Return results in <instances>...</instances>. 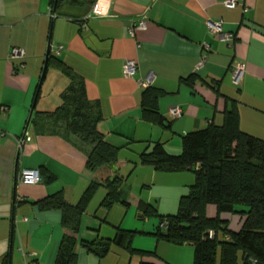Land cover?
<instances>
[{
  "label": "crops",
  "instance_id": "obj_1",
  "mask_svg": "<svg viewBox=\"0 0 264 264\" xmlns=\"http://www.w3.org/2000/svg\"><path fill=\"white\" fill-rule=\"evenodd\" d=\"M7 1L11 0H0V263L10 255L13 264H56L63 236L62 213L41 209L38 202L59 191L68 203L79 202L91 180L85 174L86 150L74 138L68 141L53 129H39L33 123L34 104L37 111L55 110L69 80L51 67L54 76L47 95L42 98L41 91L34 101L48 49L42 52L37 44L33 50L15 36V29L34 14L17 19ZM48 10L42 14L53 25L48 46H64L59 58L84 78L88 98L100 103L104 120L99 129L106 141L120 148L130 144L120 152L121 157L131 151V157L122 158L130 163L116 170L124 179V196L138 198L160 215H173L177 210L173 206L188 193L195 175L158 172L140 165L139 155L154 142L162 143L172 155L181 154L182 136L210 124L222 125L226 111L234 105L242 131L264 140V0H238L232 9L224 0H96L92 6L65 4L58 9L50 4ZM143 20L146 28L139 29ZM208 20H222L224 32L234 39L224 42L211 34ZM13 48L24 50L25 59L11 62ZM127 60L138 64L133 79L123 73ZM236 61L245 70L239 85L232 78ZM20 63L23 68L16 73ZM150 75L152 86L165 92L159 112L169 128L143 120L140 102L145 88L139 82ZM192 75L200 77L194 86L181 82ZM176 106L183 111L179 118L170 114ZM26 131L29 141L20 148ZM26 169L53 179L34 185L19 183L17 174ZM134 176L142 190L139 197L131 191ZM160 180L166 181L161 184L167 190L164 193L154 191ZM107 193L102 186L89 202L80 238L87 242L113 238L117 228L143 232L135 236L132 247L145 254H130L114 246L99 259L78 246L77 264H193L192 244L174 245L151 235L161 222L150 225L137 206L136 210L119 203L110 209L102 207ZM167 199L170 209L163 208ZM207 216H218L215 206H208ZM221 218L229 220L226 214ZM235 221V226L229 223L237 231L241 222Z\"/></svg>",
  "mask_w": 264,
  "mask_h": 264
},
{
  "label": "trees",
  "instance_id": "obj_2",
  "mask_svg": "<svg viewBox=\"0 0 264 264\" xmlns=\"http://www.w3.org/2000/svg\"><path fill=\"white\" fill-rule=\"evenodd\" d=\"M95 3L96 0H51L50 4L58 9L65 4L92 6ZM48 67L58 70L69 84L60 95V105L50 112L34 109L32 121L37 128L53 129L68 141L74 138L78 147L86 150L85 174L91 179L75 205L66 201L63 191L38 202L41 209H57L62 213L63 236L56 264H77L78 246L99 259L106 257L114 246L130 254H145L132 247L135 236L146 234L143 232L117 228L113 238H98L93 242L80 238L87 206L102 186L108 190L102 207L110 209L119 203L129 208L135 204L144 217H158L160 225L167 223V226H159L151 235L174 245L192 244L193 264H264V140L242 131L237 105L226 111L222 125L210 124L203 130L182 136L181 154L172 155L162 143L154 142L139 155L140 165L152 166L158 172H192L195 175L194 184L179 201L177 213L160 215L153 206L138 198L124 196V179L116 170L130 163L129 159L120 158L122 149L130 144L120 148L106 141L99 129L104 120L100 103L88 98L84 78L52 53ZM21 68L23 63L16 65L14 71L17 73ZM198 80L199 76L192 75L181 82L194 86ZM41 91L38 85L34 101L39 100ZM163 95L164 91L153 86L146 88L140 107L144 121L169 128L159 112V100ZM40 174L43 181L53 179ZM210 205L217 209L216 218L207 216ZM223 214L237 215L240 229H231L229 220L221 218ZM0 264H13L11 256L4 257Z\"/></svg>",
  "mask_w": 264,
  "mask_h": 264
},
{
  "label": "rangeland",
  "instance_id": "obj_3",
  "mask_svg": "<svg viewBox=\"0 0 264 264\" xmlns=\"http://www.w3.org/2000/svg\"><path fill=\"white\" fill-rule=\"evenodd\" d=\"M50 3L51 0H15V1L11 0L10 2L8 1L6 2V5L8 6V8H10V11L13 12V17L17 19H21L25 16L27 17L28 15L34 14V16H32L29 20L18 26L14 32L15 36L19 37L18 39H21L22 41L26 40L28 46L30 45L31 49L33 50L35 49L37 44H40L39 48L42 49V52L47 51L48 39L51 35V32L52 34L54 33L52 20L50 18L43 17V15L49 13L48 9L50 8ZM53 43L56 45L55 40H53ZM53 72L54 71L50 68L47 81L44 84V86H42L43 87L42 92L44 94L42 98H45L50 88L51 80H53V76H54ZM135 149L136 148L134 147L132 150L135 151ZM131 154H132L131 151H124L120 158L131 157ZM132 181H133L132 182L133 190L131 191L133 192V194L139 197L142 191L139 186L140 185L139 179L134 176L132 178ZM164 182L166 181L160 180L158 182L159 183L158 186L154 189V191L158 193L161 191H163V193L166 192L167 190L163 189L161 185L164 184ZM170 204H171L170 199H167V204H164L163 208L170 209L171 207ZM178 206L179 204H175L173 206V209L174 208L177 209L176 212L178 211ZM131 208L133 210H136V205L134 204ZM226 215L229 216V220L232 221L233 226H235V222H236L235 220L238 221L239 217L233 214H226ZM159 220L160 219L158 217H148L147 222H150L149 224L151 225L153 221L159 223Z\"/></svg>",
  "mask_w": 264,
  "mask_h": 264
},
{
  "label": "built area",
  "instance_id": "obj_4",
  "mask_svg": "<svg viewBox=\"0 0 264 264\" xmlns=\"http://www.w3.org/2000/svg\"><path fill=\"white\" fill-rule=\"evenodd\" d=\"M98 1H100V0H98ZM224 5L228 8H231V9L235 8L238 5V0H224ZM52 16L54 17L55 15L53 14ZM207 27H208V30L211 34L219 35L221 40L224 42H230L234 39L233 38L234 36L231 33H225L224 32V22L222 20H217V21L208 20L207 21ZM138 28L139 29H145L146 28V23L144 20L140 22ZM63 50H64V46H62V45H60L56 48H51V52L53 53V55H55L57 57L61 56ZM25 57H26V52L24 50L19 49V48H13L10 52L9 60L11 62L22 61L25 59ZM204 59L201 60L199 67L203 66ZM20 67L21 66H18V68H20ZM138 71H139L138 64L134 60H127L123 65V73L127 79L135 78L136 75L138 74ZM244 72H245L244 65L240 62H237V61L234 62L233 67H232V78H233L234 84L239 85L241 83L243 76H244ZM152 83H153V76L152 75L148 76L145 80H141L139 82L140 86L145 88V89L151 87ZM170 114L174 118H179L182 116L183 111L179 106H176L174 108H171ZM27 141H29V134L26 131L23 139H21L19 142L20 148ZM17 181L19 183L34 185V184L41 183L43 181V179H42V176H41L39 170L26 169V170L20 171L17 174ZM161 226L165 228L167 226V223H163ZM28 264H32V263H28Z\"/></svg>",
  "mask_w": 264,
  "mask_h": 264
},
{
  "label": "water",
  "instance_id": "obj_5",
  "mask_svg": "<svg viewBox=\"0 0 264 264\" xmlns=\"http://www.w3.org/2000/svg\"><path fill=\"white\" fill-rule=\"evenodd\" d=\"M50 49H51V47H50V43H49L45 65H44V69H43L42 76H41L40 83H39L40 88H41V86H42V84L46 78V74H47V70H48V58L50 55ZM34 108H35V104L33 106V110H34Z\"/></svg>",
  "mask_w": 264,
  "mask_h": 264
}]
</instances>
